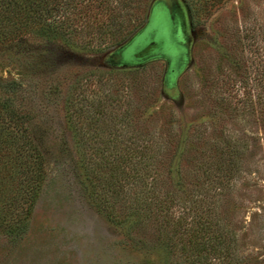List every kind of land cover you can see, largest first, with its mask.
Instances as JSON below:
<instances>
[{"label":"rangeland","instance_id":"rangeland-1","mask_svg":"<svg viewBox=\"0 0 264 264\" xmlns=\"http://www.w3.org/2000/svg\"><path fill=\"white\" fill-rule=\"evenodd\" d=\"M165 1L183 56L126 60ZM73 6L67 33L29 27L0 44V80L18 84L0 98L44 170L24 233L0 232V264H209L215 250L213 264H264V0H114L81 18ZM145 146V180L127 186ZM153 189L202 204L199 257ZM135 198L151 201L144 219Z\"/></svg>","mask_w":264,"mask_h":264},{"label":"trees","instance_id":"trees-1","mask_svg":"<svg viewBox=\"0 0 264 264\" xmlns=\"http://www.w3.org/2000/svg\"><path fill=\"white\" fill-rule=\"evenodd\" d=\"M70 2L73 7H78V17L81 18L82 15H89L93 8L99 11L112 9L114 0H0V44L29 27H36L40 32L50 35L65 33L63 28L70 21L68 10ZM115 39L116 34L109 33L96 42L94 47L97 50L104 49ZM17 85L13 80H0L1 91L15 92ZM12 105L9 97L0 98V232L18 237L24 233L38 199L44 170L43 158L37 147L28 139L23 118ZM148 151L149 148L146 146L141 148L139 158V164L143 166L141 173L136 172L132 176L129 172L124 173L127 186L131 184L130 180L138 183L145 180L148 166L145 155ZM130 159V156L126 157L127 167L130 165L128 163H131ZM150 181V184L154 185L158 177H151ZM155 191L154 189L151 191L150 199L152 201L154 199L155 203L159 202V208L163 211L167 223L172 224L176 233L188 237L189 249L198 252L199 257L200 247L197 238L199 232L205 230L203 228L205 221L199 211H203L204 207L200 203L192 205L187 199L175 202L170 192H165L160 197L161 192ZM128 194L127 191L124 193L126 196ZM134 200L136 206L130 207V215L137 220L144 219L145 210L149 209L151 201L137 198ZM207 209L204 211L208 212ZM215 251L209 264L218 261L221 255V250L218 253ZM226 258L227 255L224 256V259Z\"/></svg>","mask_w":264,"mask_h":264},{"label":"water","instance_id":"water-1","mask_svg":"<svg viewBox=\"0 0 264 264\" xmlns=\"http://www.w3.org/2000/svg\"><path fill=\"white\" fill-rule=\"evenodd\" d=\"M167 14L168 15L163 16L159 10H153V12H151L146 26L139 32L133 42H131V44L124 49L123 56L126 60L130 62L141 63L153 58L154 56H157L158 54L162 53V41L165 39V37L167 39L168 46L171 47V53L173 57L175 58L178 56L180 58L183 56V47L179 44L172 45L169 35L165 33L167 25L170 24L171 26L169 13ZM148 32L151 34V41L142 45L139 43V47L135 52H133L132 47L134 41L137 42L138 39L144 35V33Z\"/></svg>","mask_w":264,"mask_h":264},{"label":"flooded vegetation","instance_id":"flooded-vegetation-1","mask_svg":"<svg viewBox=\"0 0 264 264\" xmlns=\"http://www.w3.org/2000/svg\"><path fill=\"white\" fill-rule=\"evenodd\" d=\"M163 16L165 15H168L167 13H169V19H170V22H171V34H170V42L172 43V45L174 44H178L176 42V39H175V35H174V28H173V13H174V9L171 5V3L169 1H165L163 4H162V7L161 9L159 10ZM163 43V50H162V53L158 54L157 56H154V57H162V58H165L168 62V66L169 68L173 65V63H176L177 60H179V57H173L172 53H171V47L168 46V42H167V39L165 37V39H163L162 41Z\"/></svg>","mask_w":264,"mask_h":264}]
</instances>
